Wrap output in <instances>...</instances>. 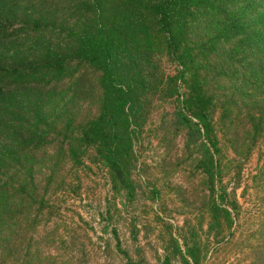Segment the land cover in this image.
I'll return each instance as SVG.
<instances>
[{"label": "trees", "instance_id": "1", "mask_svg": "<svg viewBox=\"0 0 264 264\" xmlns=\"http://www.w3.org/2000/svg\"><path fill=\"white\" fill-rule=\"evenodd\" d=\"M171 100L210 196L206 240L196 227L182 245L170 234L162 264H204L233 247L245 214L236 189L264 144V0H0V264H53L47 254L65 249L58 229L38 233L58 215L66 167H99L115 196L135 200L137 146ZM85 106L94 113L82 117ZM242 114L247 141L228 160L221 131ZM103 232L126 264H143L116 227Z\"/></svg>", "mask_w": 264, "mask_h": 264}, {"label": "rangeland", "instance_id": "2", "mask_svg": "<svg viewBox=\"0 0 264 264\" xmlns=\"http://www.w3.org/2000/svg\"><path fill=\"white\" fill-rule=\"evenodd\" d=\"M167 70L170 74L176 73L173 65H168ZM175 110L173 100L156 105L143 131L134 171L141 189L135 200L128 202L115 196L107 172L99 167L78 172L70 167L63 170L65 190L54 199L58 215L38 233L41 238L58 229L56 238L65 240V249L60 247L47 254L53 264H126L117 251L113 235L104 234L105 226L109 230L116 227L123 249L134 260L143 257V264H162L170 234L182 245L183 238L190 239L196 227L200 237L206 240L208 184L205 176L196 171L195 160L199 155L193 146L187 147L188 131H176ZM93 113L94 109L85 106L81 116ZM224 128L221 140L228 147L224 148L228 151V160L238 161L240 158L229 148L236 145L239 151L244 148L249 125L242 114L231 127L227 123ZM45 160L50 161V156ZM232 169L224 179L230 188L235 184ZM48 172L44 167L39 179L44 180ZM154 190L158 197L152 199ZM236 196L245 214L234 245L225 253L214 254L204 264H264V254L253 250L264 246V144L255 149L244 166ZM108 208L113 219L103 221L108 217Z\"/></svg>", "mask_w": 264, "mask_h": 264}]
</instances>
